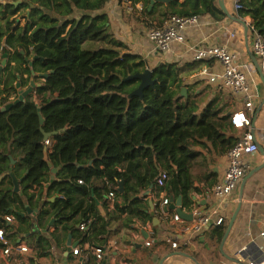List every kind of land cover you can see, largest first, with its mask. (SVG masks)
Here are the masks:
<instances>
[{
	"label": "trees",
	"instance_id": "1",
	"mask_svg": "<svg viewBox=\"0 0 264 264\" xmlns=\"http://www.w3.org/2000/svg\"><path fill=\"white\" fill-rule=\"evenodd\" d=\"M117 1L132 8L144 3L140 13L150 20L143 22L146 29L173 16H210L217 21L228 17L219 0L175 1L161 12V3L149 10L151 0ZM106 4L107 0H0V22L6 26L4 33L0 31V64L11 53L4 41L17 48L8 63L14 64L12 69L8 65L0 73V101L17 95L13 102H5L13 104L5 112L0 102V222L13 216L20 231L31 234L26 241L36 256L29 257V264L50 255L56 242L34 232L43 217H53V225H64L80 245L98 238L103 247L114 223L136 233L141 230L130 228L132 220L142 229L154 223L153 200L145 195L147 191L164 192L172 202L180 196L187 199L199 180L194 176L197 169L203 176L200 180L212 189L218 184L217 174L206 161L224 156L238 139L231 116L216 101L203 106L195 92L182 95L183 88L193 90L199 84L182 76L200 72L203 61L183 66L164 61L151 68L154 84L138 92L141 81L135 76L150 67L111 32ZM242 6L232 15L251 17L254 29L249 32L264 35V0H242ZM31 57L37 59L32 62ZM37 72L48 77L43 79ZM37 77L43 82L34 92L36 98L32 94L15 102L19 98L15 84L20 89L30 87ZM43 131L56 134L46 140ZM46 150L58 172L45 192L51 172ZM163 172L168 178L159 187ZM10 173L21 181L23 196L14 192ZM120 183L123 193L117 191L109 199V184L119 188ZM33 202L42 206L40 215L22 217L20 213ZM225 233L223 224L215 228L212 239L220 244Z\"/></svg>",
	"mask_w": 264,
	"mask_h": 264
},
{
	"label": "crops",
	"instance_id": "2",
	"mask_svg": "<svg viewBox=\"0 0 264 264\" xmlns=\"http://www.w3.org/2000/svg\"><path fill=\"white\" fill-rule=\"evenodd\" d=\"M183 1L184 0H180V2ZM224 3L233 15L238 14V11L234 8V0H224ZM122 5L123 6H120L117 0L107 1L105 12L111 16V32L118 38L126 41L130 49L139 53L144 58V61L149 65L150 69L164 61L177 63L180 66L195 62L193 59V53L190 51V47L193 46L200 48L223 46L230 52L236 54L238 62L241 64L239 67H241L244 72L246 71L250 78L254 80V86L252 88L255 87L261 92V96L258 99V106L261 107V110L257 113V115H260V118H262L263 114L261 111L264 105V88L260 87V84L255 82V78L258 75L264 83V70H262L260 59L256 57L258 66L261 68V71H258L257 65L253 62L250 55V53H253V40L255 37L253 32L250 31L247 38L245 29L240 22L228 17L223 21H217L210 16H207L200 18L196 27L188 29L184 32L185 43L182 45H175L173 52L165 54L155 49L148 54L146 53L148 46L144 41V39L146 40V32L148 31V29H146V25L144 23L135 24L131 21V18L135 19L139 14L138 9H140V7H138V9H134L126 4ZM139 5L144 8V3H139L138 6ZM166 7H169V5L163 4L158 10L160 12L164 11ZM122 10L126 11V16L122 14ZM241 19L243 21L253 20L249 16ZM0 31L3 33L6 31L4 22H0ZM232 33L235 34V37H231ZM7 66L8 62L6 63L5 68H7ZM12 66L13 65L10 67ZM221 73L222 69L219 64L210 62L208 65H205L200 72L193 74L191 77L187 78L186 76H182V78L191 84L198 82L199 79L201 81L206 80L207 83L205 86L210 87L213 91L212 94L214 97L211 100L207 99L204 94H200L205 87L199 89L197 93L194 91L196 87L193 90L192 88H185L186 93L193 91L197 95H200V97L202 96L201 99L203 98L206 100V102L203 103V106L216 101L219 107L224 111L225 115L229 117L231 116V126L233 127L232 116L235 113L244 110V104L241 97L235 95L229 88L221 87L219 85V81H211L213 77ZM6 75H9V73L7 72ZM27 89L23 88L24 91ZM219 91H222L224 94ZM33 98H36L35 93H33ZM3 99H9V101L13 102L15 96H6ZM1 104L5 105L6 103L3 104L1 102ZM2 105H0V107ZM240 132L241 131L238 129H235L237 136L240 135ZM10 150L13 152L14 147ZM11 155L12 154H10V156ZM212 158L213 157L208 158L206 162L210 163V170H213L217 174L216 178L219 183L224 177L226 158L225 155L222 157L219 156V158L215 157L214 161L211 162L210 160H212ZM12 164H15V162L12 161ZM263 165L264 155L258 152L253 156L251 170L246 177L252 171H255ZM200 172V169L195 170L194 176H196L199 180L194 183V188L192 192L188 194V198L186 199L182 196L178 198L181 199V207L176 209L177 213L182 211V213L189 215L191 213V204L202 198L205 194L207 195V200L202 198L200 210L203 212L207 211L214 205L215 200L211 198V189L209 186H206V183L200 180L203 178ZM242 181L240 182V185ZM47 185L49 186V183L44 185L45 192L48 190L47 188H49ZM239 186L237 190L240 191L237 193L236 190L231 196V198L237 202L222 207L216 215V217L220 216L224 219V225H226L227 231L232 217L235 212L240 209L231 230V234L224 245L225 254L220 249L221 243L218 244L217 241L212 239V233L215 229L206 232V234H203L202 236H193L189 246H182L179 250L166 253L162 256L165 252L166 241L180 230L181 227L179 225H175L174 223H170L168 225L167 223L162 222L156 229L157 232H161L160 243L151 248H146L145 246H142L141 248L139 247V239L141 238L136 235H139L145 229H147V231H150L152 228L155 229L153 224H148L142 229L137 221L132 220L130 228L142 231L136 233L138 230L132 231L129 228L125 229L123 224L120 225V223H114L110 229L111 232L108 235L109 238L107 241L103 242L104 245L102 247V242L100 241L101 239L98 240V238H95L93 243L88 242L84 245H80L78 240L74 238L72 232L65 230L64 225H52V221H54L53 217H43L39 224L36 225L34 232L44 236L53 237L56 242H54L52 252L50 250V255L37 259V263L68 264V260L74 258L72 251L75 248H80L81 253L78 259L82 261L83 264H161L163 259H166L164 264H247L244 262L245 256L252 259H259L264 256V241L260 238L261 233L264 231V169L260 170L252 178L247 180L244 187V193H242V198L240 193L241 186L240 188ZM20 190L23 192L22 194L19 191L21 196H23L24 189L21 184ZM38 191L39 190L37 189L36 193H38ZM33 192L34 191L31 190L29 194H32ZM108 198L113 200L115 197L111 198L108 194ZM41 210L42 206L37 207V203L33 202L32 204H27L23 213L27 216L32 215L34 217H38ZM71 225V223L67 224L68 227H71ZM11 227L12 230L9 234L12 237V241L15 240L14 242L19 243L24 240V242L29 244L26 240L31 237V234H27L25 231H20L21 227L19 223L13 222ZM203 236L206 237V243L209 244V247L201 242L200 238ZM70 237L71 246L76 245L75 247H71V252L68 250ZM97 247H102L105 252V257L102 262L96 261L92 253L93 249ZM244 248H247V252L243 251L242 255H240ZM173 253H182L185 256H170ZM33 256H36V254L32 251L31 254L28 255V264L29 257L32 258ZM0 264L2 263L0 262Z\"/></svg>",
	"mask_w": 264,
	"mask_h": 264
},
{
	"label": "built area",
	"instance_id": "3",
	"mask_svg": "<svg viewBox=\"0 0 264 264\" xmlns=\"http://www.w3.org/2000/svg\"><path fill=\"white\" fill-rule=\"evenodd\" d=\"M138 6V5H137ZM140 9H143L139 5ZM234 8L236 11L243 9L242 0H234ZM200 18L189 17L181 18L173 16L164 20L163 25L148 29L146 36L148 39L156 44V49L165 54L173 52L175 45H182L185 43L184 32L188 29L196 27ZM249 29H254V21H245ZM255 37L253 40V53L260 59L262 64V70H264V35L259 32H254ZM231 37H235L232 33ZM4 47L12 49L9 43H3ZM190 51L193 53V59L195 62L203 61L205 65L210 62L219 64L222 69V73L213 77L212 82H220L221 87L229 88L235 95L241 97L244 110L235 113L232 116V125L235 129H238L240 135L238 136L235 145L230 148L225 154L226 164L223 179L216 184L210 191L211 198L215 200L214 205L207 211L200 210V204L202 198L207 200L205 194L202 198L194 201L191 204L192 220L187 221L177 213V208L172 209L173 205L176 206V202H172L166 193H151L149 195L152 198L155 208V216L160 221L167 223H174L179 225L180 230L175 233L166 241L165 252H173L179 250L182 246H189L193 236H202L210 230L224 224V219L220 216L216 217L219 210L237 201L232 199V194L237 190L240 182L246 177L251 170L253 156L259 152L260 146L264 150V105L262 108V118L257 115L258 111V99L261 96V92L255 87L252 88L248 82V76L241 67L235 66L238 61L237 55L230 52L226 47L216 46L200 48L197 46L190 47ZM49 141H46V145H50ZM168 178L167 173L163 172L158 180L157 185L159 187L164 185L165 180ZM83 184V181H79ZM111 192L109 196L114 198L118 187L109 184ZM171 210L174 213L171 215ZM13 216H6L4 220L0 222V262L2 264H28V255L31 254V249L26 242L13 243L9 237V227L14 222ZM152 225V224H151ZM81 230H85L86 224L80 225ZM144 230L147 232L148 237L145 239L143 246L151 248L161 241L160 233L157 232V227ZM144 233H140L138 236L144 239ZM260 238L264 241V231L261 233ZM140 241V239H139ZM51 247V252L53 250ZM247 252V248H244L242 252ZM73 257L68 260V264H83L78 258L81 253L80 248H75L73 251ZM93 255L98 262H102L105 257V252L102 247L93 249ZM244 262L247 264H264V256L259 259H252L244 257Z\"/></svg>",
	"mask_w": 264,
	"mask_h": 264
},
{
	"label": "water",
	"instance_id": "4",
	"mask_svg": "<svg viewBox=\"0 0 264 264\" xmlns=\"http://www.w3.org/2000/svg\"><path fill=\"white\" fill-rule=\"evenodd\" d=\"M175 1H180V0H151V5H150V7H149V10H151L152 7H153L155 4H159V3H161V4L169 5V4H171V3L175 2ZM16 4H20V2H18V3H16ZM219 4H220L221 8L223 9L224 13H226V15H227L228 17H230L231 19H233V20H235V21H237V22H240L241 25H243V27H244V29H245L246 37L248 38V33H249V30H250V29H249L247 23H246L245 21H243L241 18L234 17V16L232 15L231 11L225 6L224 0H220V1H219ZM250 55H251V58L253 59V62L257 65L258 71H261V68L258 66V63H257V60H256V56H255L253 53H250ZM36 59H37V57H33V61H32V62H34ZM6 60H7V55H4V56H3V61H2V63L0 64V73H1L2 70L5 68ZM152 75H153V71L150 70V69H147L143 74H138V75L135 76V78H137L138 80L141 81L140 88H139L138 92H141L143 89L147 88L148 86H152V85L154 84V82L152 81V77H153ZM39 77H42L43 79H46V78L48 77V75H47V74H39ZM36 86L39 87V86H41V84L36 85V84L34 83V79H32V80H31V85H30V87H29L27 90L24 91L23 89H20V84L18 83L17 88L19 89V98H18V100L15 101V102H20V101L23 102L28 96H30V95L32 96V94L34 93V88H36ZM182 95H183V96H186V95H187V93H186V89H185V88L182 89ZM12 105H13V104H10V105L8 104V105H6L5 107H3V108L1 109V111H2V112H5V111L9 110V108H11ZM260 110H261V107H259V109H258L257 112H259ZM40 120H41V124H43V119H42L41 116H40ZM43 134H44V136H45V139L48 140V139H50L52 136H54L56 133H53V134H47V133H45V131H43ZM259 152L262 153V154L264 155V150H263V148H262L261 146H260V148H259ZM45 161L48 163V165H49V167H50V169H51L50 182H49V185H50V184H52V183L56 180V174H57L58 171H57V169H55V168L53 167L52 163L49 161L47 150H46V152H45ZM79 167H80V166H79ZM262 169H264V165H263L262 167L256 169L255 171H252L247 177H245V178L243 179V181H242V183H241V192H240V193H241V198H242V193H244V187H245V184H246L247 180H249L250 178H252L256 173H258V172H259L260 170H262ZM10 176L13 178V182H14V191H15V192H19V191H20V192L23 194V192L20 190V182H21V181H20V180H17V179L14 177L13 173H10ZM47 186H48V185H47ZM48 187H49V186H48ZM47 189H48V188H47ZM118 192H119V193H123V183H120V185H119V189H118ZM150 194H151V190H149V191H147V192L145 193V195H148V196H149ZM171 201H174V199H171ZM150 206H151L152 216H153V215H154V212H153V211H154V208H155V205H154V202H153V201L150 202ZM176 207H181V199H178V201H177V203H176V206L173 205L171 208H172V209H175ZM239 212H240V209H238V210L235 212L234 216L232 217V219H231V221H230V224H229V227H228V229H227V231H226V233H225V236H224V238H223V240H222V242H221V247H220V249H221V251H222L224 254H225V252H224V245H225V243H226L228 237H229L230 234H231V230H232V228H233V226H234V223H235V221H236V218H237ZM20 214H21L22 217L26 216L25 213H20ZM179 215L182 216V217H183L184 219H186V220H192V216L187 215V214H184V213H182V211H179ZM53 223H54V221H52V225H53ZM159 225H160V221L156 218V219L154 220L153 226H154V227H158ZM143 235H144V239H140V241H139V243H140L139 247H141V248H142V246H143V243H144L145 239L148 237L147 232H145ZM200 240H201L202 243L206 244L207 247H209V244L206 243V237H205V236L201 237ZM75 246H76V245L71 246V237H70V238H69V243H68V248H69L68 250H69V252H71V249H72L71 247H75ZM174 255L185 256V255L182 254V253H173V254L170 255V256H174ZM240 255H242V251H241ZM165 260H166V259H163V261L161 262V264H164Z\"/></svg>",
	"mask_w": 264,
	"mask_h": 264
},
{
	"label": "rangeland",
	"instance_id": "5",
	"mask_svg": "<svg viewBox=\"0 0 264 264\" xmlns=\"http://www.w3.org/2000/svg\"><path fill=\"white\" fill-rule=\"evenodd\" d=\"M108 2L110 1V0H107ZM138 5V4H137ZM120 6H123L122 4L120 5ZM134 9H138V6H135V8ZM144 9V8H143ZM143 9H138L139 11V14L137 15V17L135 18V19H132L131 18V21L133 22V23H137V24H140V23H150V20L148 19V16H146V15H142L140 12H142L143 11ZM126 11L125 10H122V14L124 15V16H126V13H125ZM25 14H27V12H24V15ZM142 15V16H141ZM22 17H23V15L22 16H20V20H21V24L22 25H25V20L24 19H22ZM117 37V36H116ZM144 41H145V44L148 46V49L146 50V53H151L152 51H154L155 49H156V44L155 43H153V42H151L149 39H148V37L146 36V40L144 39ZM8 41H4V43H7ZM9 45L12 47V49H11V53H10V55L8 56L7 55V59H8V61L6 60V63L8 62H10L11 61V59H12V56H13V54L17 51V48L16 47H14V46H12L10 43H9ZM133 52H135V51H133ZM0 56H1V53H0ZM31 59V61H33V57H31L30 58ZM240 63L237 61L236 63H235V66H241V64L239 65ZM9 65V64H8ZM11 65H14L13 63L12 64H10L9 65V67L8 68H10V69H12V67H10ZM149 67V66H148ZM148 69H150V68H148ZM151 70V69H150ZM246 72V71H245ZM37 75H39L40 73L39 72H37L36 73ZM246 74H247V72H246ZM248 75V74H247ZM199 84L196 86V88H195V92L197 93V91L199 90V89H201L202 87H205L204 88V90H202L201 91V95L202 94H204L205 95V97L207 98V99H212L213 97H214V95L212 94V89L210 88V87H207V86H205L206 85V83H207V81L206 80H204V81H201L200 79H199ZM43 82V80L41 79V78H39V77H37V78H35L34 79V83L36 84V85H38V84H40V83H42ZM248 82H249V84H250V86L251 87H253L254 86V80L253 79H251L250 78V76L248 75ZM255 82L256 83H259L260 84V87H262V88H264V83H263V81H262V79H261V77H259L258 75H257V77L255 78ZM17 85H18V83L17 84H15V87H16V89H17ZM27 88H29V87H25L24 89H27ZM38 88V86H36V88H34V92L36 91V89ZM18 90V89H17ZM219 92H221V93H223L222 91H219ZM224 94V93H223ZM13 96H15V99L14 100H16V96L17 95H15V94H13ZM202 97V96H201ZM10 99V98H9ZM9 99H4L3 100V104L5 103V102H8L9 101ZM203 99V98H202ZM204 100V99H203ZM204 102H206V100H204ZM241 186V185H240ZM240 186H239V188H240ZM240 190H237V193L239 192Z\"/></svg>",
	"mask_w": 264,
	"mask_h": 264
}]
</instances>
